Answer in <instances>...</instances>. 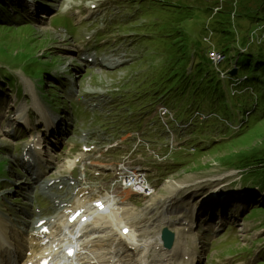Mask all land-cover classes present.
Listing matches in <instances>:
<instances>
[{
  "label": "rangeland",
  "instance_id": "rangeland-1",
  "mask_svg": "<svg viewBox=\"0 0 264 264\" xmlns=\"http://www.w3.org/2000/svg\"><path fill=\"white\" fill-rule=\"evenodd\" d=\"M218 2L219 5H225L230 13L232 11L237 12L234 21L229 20L233 36L229 39L228 50L222 47L226 45L223 35H214L210 33V30H207L206 34L205 31L206 27H213L215 17L219 15V12L214 16L205 17L195 14L192 18L183 19L175 27L176 30H180L182 40L172 56L174 63H161L157 76L150 81L146 80L144 74V79H141L143 69L137 63L140 53L135 49L137 36L132 26L134 17L130 13L131 6L126 4L124 0H6L3 3L6 5V10L0 9L7 14L0 17V22L6 21L0 23V68L4 67L13 73L14 81L5 84L2 88L0 87V97H3L0 102V116L2 115L0 117V163L7 171V177H0V181L4 184L0 187V221L4 222L6 227L15 226L18 230L17 233L20 234V237L16 239L17 242L21 237L26 240L31 237L29 226L47 218L52 213L53 208V205L47 203L39 192L38 185L42 178L38 177L32 184L30 183V178L27 175L29 170L23 166L26 147L37 137L40 141V153H44L42 160L50 162L52 165L51 172L59 167L62 150L72 143L77 132L75 130L61 146L58 154L51 153L50 147L46 144V139L56 125L49 126L45 123L36 108L31 105L32 97L36 99L47 116L58 119L62 124L61 127L66 130H69L77 121L85 122L93 102L98 105L108 102L117 114L120 112V108L127 107L131 101L135 100L139 96V92L163 96L167 93L182 92L191 95L197 91L198 98L208 104L211 102L210 94L224 92L226 77H233L234 74H231V71H238L237 67H240L242 63L243 54L255 47L251 44L250 32L255 27L254 20L259 13L256 0H219ZM16 4L20 7L18 14L21 17H17L19 19L12 23L11 19L15 14L13 8L17 12ZM154 5L151 3L150 7L153 8ZM199 5L198 2H195L193 10H199ZM29 6L38 7L40 11H44L43 9H46L47 6L49 9L47 12L50 13V16L44 20L43 12L40 14L31 13ZM22 26L26 27L22 29ZM73 27L74 29H72ZM205 34L207 35L208 42L206 44L208 47L204 50L195 47V42H199L204 47L201 40ZM261 34L264 38V31ZM105 47L110 49L107 54L103 51ZM193 48L200 53L192 55L191 50ZM74 50H79L80 54L74 53ZM67 51H70L71 54ZM210 51H215L222 56H234L233 63L219 64L220 59L216 62L217 64L213 62L212 66L209 67L203 61L202 55H208ZM35 53L41 56L39 66L43 76L48 73L50 75V70L53 67L50 64L51 60L56 62V67L60 70L56 73H62L69 69L68 74L60 83L51 84L52 87L49 88H40L37 78L31 80L25 78L21 71L23 63L20 56ZM213 55L218 56L217 54ZM88 56L106 58L117 62V65L102 68L88 66L83 61ZM190 59L194 60L197 65L191 77V81L195 85L189 90H184L180 81L183 72L189 66ZM30 64L34 63L26 64V69L35 67V64L33 66ZM249 66L253 71H260L261 68L264 69V60L259 64ZM56 73L55 78H57ZM207 73L209 78L205 83L200 84ZM33 74L39 78L38 67L35 68ZM238 75L244 76L245 73ZM2 76L0 73V78ZM23 79L32 88V96L26 92ZM104 83L112 84L110 93L107 95L100 94ZM226 85L228 86V82ZM40 90L48 95H42ZM54 92L57 94L56 100L60 105L57 107L54 104L49 105L44 102V98H50ZM63 101H66L67 107H71L66 108L65 104L63 106ZM211 103L212 109L217 111L220 116L229 115L230 109L222 100ZM20 104L28 105V112L31 117L25 124L28 126L26 129H23L20 126L22 123L16 120V113ZM146 104L147 102H144L143 106H133L132 111H148L149 108ZM8 112L10 114L4 117L3 114ZM103 117L111 118L112 114L100 116V118ZM7 124L10 127L7 128ZM11 130L15 132L10 133ZM263 133L264 118L253 130L232 141L230 139L234 135L225 137L223 142L230 141L229 143L199 154L193 159V162L191 161L187 165L186 171L191 174V180L212 179L221 176L223 170L230 169L231 172L238 173V176L241 177L240 184L242 186L249 188L255 184H261L264 187V164L258 167L250 165L248 166L250 170L242 167L247 164L246 158L251 159L254 155L264 153V135H261ZM188 137L190 138V136ZM203 140L202 138L198 139L199 142ZM211 140L212 138L208 139L207 142H211ZM49 143L50 145L59 144L56 140H51ZM30 158L28 156L26 160ZM12 179H19V181L17 183L8 181ZM16 185L18 187L14 189ZM32 194L36 196L34 203H31L29 199ZM14 199H18V202L12 204L11 201ZM200 199L198 201L200 207L204 203L203 206L206 209L215 200L201 203ZM241 203L243 205V202ZM261 207L264 208V205ZM240 212L241 206L235 202L234 213L238 215ZM251 218L264 223V216L256 212L251 215ZM210 224L212 227L208 232L202 228L200 220L190 224V226L176 228L179 232L177 245L182 247L184 256H196V258L194 257L195 261L200 260L201 264H247L248 260H251V257L233 259L228 253V248L232 249L233 246L237 249L249 248L246 240H249L250 237H247V234L253 235L252 238H254V234L257 232L254 228L257 224L253 221L237 220L235 226H229L231 229L228 231V235H234L229 243L227 237L214 238L213 243L215 221ZM260 233L258 232V234ZM15 234L14 230L7 233L8 236ZM141 234L142 237L147 238L155 236L157 232L144 230ZM25 245L30 247L28 242ZM257 246L262 247L264 244L260 243ZM16 247H19V243H16ZM258 252L256 250L255 254ZM28 256L29 253H27ZM206 258L207 260H205ZM177 262V264H190L189 260L179 256Z\"/></svg>",
  "mask_w": 264,
  "mask_h": 264
},
{
  "label": "bare ground",
  "instance_id": "bare-ground-1",
  "mask_svg": "<svg viewBox=\"0 0 264 264\" xmlns=\"http://www.w3.org/2000/svg\"><path fill=\"white\" fill-rule=\"evenodd\" d=\"M73 52L76 54L80 53L79 50H74ZM67 53L71 54L70 51H67ZM84 62L89 66H112V62L105 58L101 59L96 56L86 57ZM31 104L37 109L39 116L45 121V115L42 112V108L34 97H32ZM27 106L28 105L26 104V107ZM26 107L24 105H20L18 109L19 120H21L24 124L27 123L28 120L25 116H23ZM8 127L9 125L7 124V128ZM24 127L26 128L27 125H24ZM5 128L6 126L4 129ZM261 135H264V133ZM56 145L57 144H54L52 147L54 148ZM37 150H39V145L34 143L32 146H28L26 148L25 155H31L34 158H37ZM29 165L32 164L30 163ZM36 173L37 172H32V175H35ZM177 182H182V178H179ZM164 220L170 221L169 219ZM92 221L95 222L93 227L95 226L96 228H88L87 224H81L80 226H65L60 223L59 227L55 229L54 232L48 233L46 236L34 233L33 237L30 238L29 241L37 240V247L40 251L37 253L33 248L26 250L30 252V259L28 261H37V264H42L43 262H46L47 264H54L55 260L63 259V257L59 256V249H62L64 246H73L75 247V252L72 257L66 260V264H69V262H72L73 260L74 261L71 264H177L176 262L172 263L170 259L173 256V252L167 253V256L165 253L160 252L161 243L158 238L154 240L149 239L148 241H142L141 245L139 242H133L125 246H118L117 242H119L121 238L118 236L111 237L102 225L96 224L95 216ZM160 224L163 225L162 220L160 221ZM39 228L44 230L43 227ZM110 230L113 231V229ZM3 232L4 225L0 222V254L3 253L5 248H8L6 253L0 255V259L4 255L10 257L15 255L14 262H16L18 259L16 246L3 234ZM136 232L137 231L134 229L129 235V238L133 241L137 240ZM157 237H159V235ZM46 240L48 243L45 242ZM105 240L109 241L106 242ZM76 248H78L77 252ZM139 248H142V251L134 253ZM152 249H154L155 253H152ZM173 250L177 256H183V249L180 245H174ZM158 258H162V263ZM19 259L23 260L24 258L19 257ZM124 260H126L127 263H124Z\"/></svg>",
  "mask_w": 264,
  "mask_h": 264
},
{
  "label": "trees",
  "instance_id": "trees-1",
  "mask_svg": "<svg viewBox=\"0 0 264 264\" xmlns=\"http://www.w3.org/2000/svg\"><path fill=\"white\" fill-rule=\"evenodd\" d=\"M163 1V0H162ZM209 1V0H208ZM207 2L201 3L200 0H196L198 4L199 10H192L190 7H192L193 1L192 0H180L178 1V5L180 7L178 8L176 14L173 16V19L170 21V26L179 24L184 18H192L193 15L198 14L202 17L205 16H214L216 13L219 12V15L215 17V24L213 27L208 28L206 27L205 31L207 34V30H210V33L214 35H223L225 39V46H222L225 50H228V44H229V39L233 36V31L230 26L229 20L232 22L234 21V17L237 15L236 11H228V8L225 5H219V0H210L209 4L207 5ZM164 2V1H163ZM167 3V2H165ZM256 4L259 7V13L257 14V17H255V27L251 30L250 36L252 37V45H255L254 48H251L248 50V52H245L243 54L244 62L246 63V72L249 74H255L254 77V83H257L258 85L262 86V88L259 86L258 88H253V95L252 96H247V99H249L251 102H254L256 104L257 109L261 110L264 113V69L261 68L260 71H253L250 69L251 64H259L261 61L264 60V38H261L263 31H264V25H261L264 23V0H256ZM26 26H22L21 28L24 29ZM203 37L201 40V44L204 45L202 47L199 42H195L196 45L195 47L199 49H206L207 46V35ZM198 53H200L198 51ZM33 55H27L24 56L23 54L20 56L22 59L21 62H26L28 61ZM240 69V67L238 68ZM240 72V71H239ZM244 72V69L242 73ZM8 78H11V75H7ZM256 109V110H257ZM261 121V120H260ZM259 121V122H260ZM258 122V123H259ZM257 123V124H258ZM253 130V129H252ZM247 164L245 165L246 167L253 165L255 167L259 165L264 164V153L263 154H258L254 155L253 158L248 159L246 158Z\"/></svg>",
  "mask_w": 264,
  "mask_h": 264
},
{
  "label": "water",
  "instance_id": "water-1",
  "mask_svg": "<svg viewBox=\"0 0 264 264\" xmlns=\"http://www.w3.org/2000/svg\"><path fill=\"white\" fill-rule=\"evenodd\" d=\"M163 239L165 240L167 247H170L172 243V235L164 234Z\"/></svg>",
  "mask_w": 264,
  "mask_h": 264
}]
</instances>
